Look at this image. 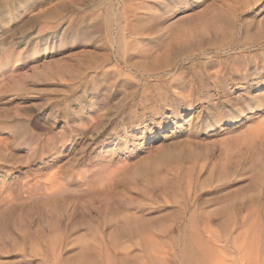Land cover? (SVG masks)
Listing matches in <instances>:
<instances>
[{
    "label": "rangeland",
    "instance_id": "obj_1",
    "mask_svg": "<svg viewBox=\"0 0 264 264\" xmlns=\"http://www.w3.org/2000/svg\"><path fill=\"white\" fill-rule=\"evenodd\" d=\"M0 264H264V0H0Z\"/></svg>",
    "mask_w": 264,
    "mask_h": 264
},
{
    "label": "bare ground",
    "instance_id": "obj_2",
    "mask_svg": "<svg viewBox=\"0 0 264 264\" xmlns=\"http://www.w3.org/2000/svg\"><path fill=\"white\" fill-rule=\"evenodd\" d=\"M222 14H223V13H222ZM219 15H220V14H219ZM223 19H224L226 22L229 23V21H231V16H230V15H229V16H228V15H225V16H223ZM224 20H223V21H224ZM223 21H221V22L223 23ZM225 21H224V22H225ZM226 22H225V23H226ZM217 23H218V22H217ZM226 24H227V23H226ZM217 25H218V24H217ZM223 25H224V24H223ZM223 27H225V25H224ZM220 28L223 29L222 26H221ZM227 28H228V27H227ZM224 30H225V28H224ZM224 30H223V31H224ZM224 33H227V31H224Z\"/></svg>",
    "mask_w": 264,
    "mask_h": 264
}]
</instances>
